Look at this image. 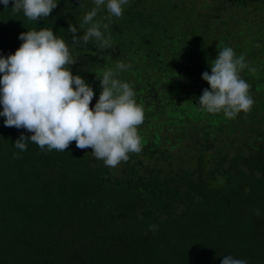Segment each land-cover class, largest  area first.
<instances>
[{
  "label": "trees",
  "instance_id": "16d2710c",
  "mask_svg": "<svg viewBox=\"0 0 264 264\" xmlns=\"http://www.w3.org/2000/svg\"><path fill=\"white\" fill-rule=\"evenodd\" d=\"M214 1L253 12L251 21L214 26L210 41L184 26L195 20L190 8L179 10L174 30L157 16L164 6L148 12L130 4L110 17L121 32H104L116 53H102L90 40L97 48L70 66L93 89L90 107L105 70L132 86L145 120L138 127L142 150L127 162L106 167L75 142L48 151L28 141L21 151L14 142L32 133L6 127L0 116V264H221L225 256L264 264V0ZM57 3L38 21L14 12L11 0L0 4V56L15 52L22 32L51 29L70 44L68 25L78 35L90 27L83 16L94 2ZM223 47L256 69L240 73L254 104L234 119L198 104L209 88L202 73L210 74L209 61ZM121 62L130 67L117 70Z\"/></svg>",
  "mask_w": 264,
  "mask_h": 264
},
{
  "label": "clouds",
  "instance_id": "9594fccd",
  "mask_svg": "<svg viewBox=\"0 0 264 264\" xmlns=\"http://www.w3.org/2000/svg\"><path fill=\"white\" fill-rule=\"evenodd\" d=\"M10 0H0L5 8ZM14 12H23L30 21L49 17L57 7V0H11ZM95 7L83 16V24L90 25L84 34L68 25L73 46L87 45L90 40L100 42L102 49L112 46L105 36L107 24L94 21L98 11L106 7L114 17L123 15L128 0H94ZM104 30V32L101 31ZM22 43L13 54L0 56V116L6 127L25 129L14 146L26 150L28 141L48 151H66L72 142L78 149H91L92 155L106 167L115 168L127 162L130 153H140L142 139L138 127L144 123L142 105L135 99L132 86L116 78L112 69L105 70L100 81V94L94 106L92 87L70 66L77 62L68 44L51 29L29 30L18 37ZM210 74L202 79L209 85L198 98L199 106L209 114L223 113L234 119L239 113L251 111L254 100L250 84L241 78L249 67L244 55L237 56L231 47H223L215 59L209 61ZM130 65L118 63L117 70ZM257 215L259 211L257 210ZM150 225V230H155ZM221 264H246L242 259L225 256Z\"/></svg>",
  "mask_w": 264,
  "mask_h": 264
},
{
  "label": "rangeland",
  "instance_id": "374dc122",
  "mask_svg": "<svg viewBox=\"0 0 264 264\" xmlns=\"http://www.w3.org/2000/svg\"><path fill=\"white\" fill-rule=\"evenodd\" d=\"M94 2V0H91ZM130 4H135V6L139 7L140 9L148 10V12H155L153 9L156 7L164 6L162 9V13L158 14V18L162 21L164 26H169L172 29H177L178 26L176 24H180L178 19L181 18V12L184 11L187 8H190L195 13V20L191 23L184 24V26L187 27V29L190 31L191 36H199V31L203 36L207 37V40L213 41L217 37V32L214 26H217L219 28H226L230 29L232 28L235 24L237 26L242 25L245 23V21H251L253 12L249 14H245V12H241V8L233 5L232 8L229 9V5L225 3V1H214V0H128V4L124 5L123 8L127 5ZM170 8H169V7ZM179 7V8H178ZM103 8V7H102ZM150 10V11H149ZM180 10V11H179ZM226 15H231V17H227ZM114 17L111 16L107 9L104 12L103 17H98L96 21L102 23V24H107L108 30L113 29L116 32H121V29L113 24L110 23L111 18ZM168 20L170 22H168ZM167 21V23H166ZM87 30V29H86ZM85 29L80 33L82 36L84 32L86 31ZM203 30L208 31L209 35H207ZM102 32H104L103 29H101ZM116 34V33H114ZM189 35V34H188ZM187 35V36H188ZM212 35V36H211ZM244 38V37H243ZM115 40V36L113 37ZM143 43H147L148 39L146 37L141 38ZM113 40V41H114ZM122 39H116L115 42H120ZM94 45L91 46L89 43L87 45H77L73 46L71 41L69 46V51L70 54L74 57L77 58V61L83 62L85 60V54L84 51L87 49H94V47L97 48L98 45L93 42ZM227 43L232 46L233 45V40L228 39ZM116 46H111L110 48L107 49H101L102 53H110L111 55H114L117 50H115ZM260 123L258 124V126ZM264 126V123H261V126Z\"/></svg>",
  "mask_w": 264,
  "mask_h": 264
}]
</instances>
